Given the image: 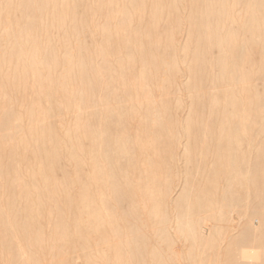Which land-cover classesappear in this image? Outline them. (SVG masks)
Listing matches in <instances>:
<instances>
[{
    "label": "bare ground",
    "instance_id": "bare-ground-1",
    "mask_svg": "<svg viewBox=\"0 0 264 264\" xmlns=\"http://www.w3.org/2000/svg\"><path fill=\"white\" fill-rule=\"evenodd\" d=\"M0 264H264V0H0Z\"/></svg>",
    "mask_w": 264,
    "mask_h": 264
},
{
    "label": "rangeland",
    "instance_id": "rangeland-1",
    "mask_svg": "<svg viewBox=\"0 0 264 264\" xmlns=\"http://www.w3.org/2000/svg\"><path fill=\"white\" fill-rule=\"evenodd\" d=\"M180 189H181L180 187H177V188H176V192H178V193H179V192H180ZM44 234H45V235H48V233H47V232H45Z\"/></svg>",
    "mask_w": 264,
    "mask_h": 264
}]
</instances>
